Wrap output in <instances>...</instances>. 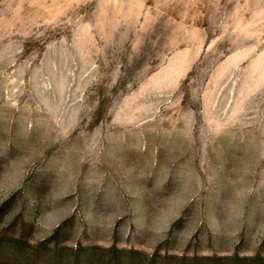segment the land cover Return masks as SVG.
I'll return each mask as SVG.
<instances>
[{
	"label": "rangeland",
	"instance_id": "obj_1",
	"mask_svg": "<svg viewBox=\"0 0 264 264\" xmlns=\"http://www.w3.org/2000/svg\"><path fill=\"white\" fill-rule=\"evenodd\" d=\"M56 247L264 264V0H0V264Z\"/></svg>",
	"mask_w": 264,
	"mask_h": 264
},
{
	"label": "trees",
	"instance_id": "obj_2",
	"mask_svg": "<svg viewBox=\"0 0 264 264\" xmlns=\"http://www.w3.org/2000/svg\"><path fill=\"white\" fill-rule=\"evenodd\" d=\"M51 239V238H50ZM95 249L96 247H88V248H78L76 249V254L74 257V261L77 262L78 264H92L94 256H95ZM64 250L63 247H56L54 248V250L52 251V253L47 254L45 256V263L47 264H54V262L57 259V256L59 257L61 255V252ZM110 250V249H109ZM121 253H128V257L123 258V260H125V263L130 264L132 262V260L134 259L133 255H137L136 251H130V250H124V249H114V254L112 257V262L114 264H122V261L119 260L120 259V254ZM61 257V256H60ZM125 257V256H124ZM64 261L67 264H71V262H73V257H69V256H64ZM224 258L219 259V258H215L213 256H203L201 259L198 260V262L196 264H218V262L223 261ZM238 256L237 254H233L232 256H230L229 258H225L224 260H228L230 262L234 261V260H238ZM247 260L248 258H243V260ZM119 260V262H118ZM74 264V263H73Z\"/></svg>",
	"mask_w": 264,
	"mask_h": 264
}]
</instances>
